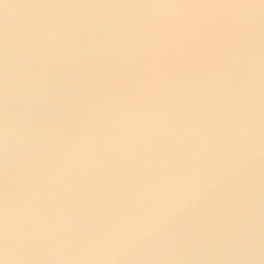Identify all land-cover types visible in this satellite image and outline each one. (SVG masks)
Masks as SVG:
<instances>
[{"label":"water","instance_id":"95a60500","mask_svg":"<svg viewBox=\"0 0 264 264\" xmlns=\"http://www.w3.org/2000/svg\"><path fill=\"white\" fill-rule=\"evenodd\" d=\"M0 264H264V0H0Z\"/></svg>","mask_w":264,"mask_h":264}]
</instances>
